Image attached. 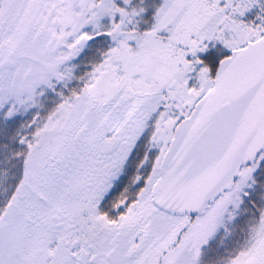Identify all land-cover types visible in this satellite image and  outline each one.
<instances>
[{
	"label": "snow or ice",
	"instance_id": "6c2138e0",
	"mask_svg": "<svg viewBox=\"0 0 264 264\" xmlns=\"http://www.w3.org/2000/svg\"><path fill=\"white\" fill-rule=\"evenodd\" d=\"M0 264H264V0H0Z\"/></svg>",
	"mask_w": 264,
	"mask_h": 264
}]
</instances>
